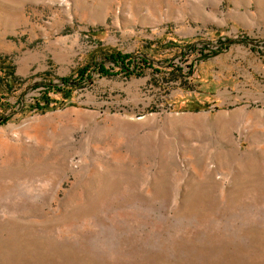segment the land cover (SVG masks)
Here are the masks:
<instances>
[{
  "label": "rangeland",
  "instance_id": "obj_1",
  "mask_svg": "<svg viewBox=\"0 0 264 264\" xmlns=\"http://www.w3.org/2000/svg\"><path fill=\"white\" fill-rule=\"evenodd\" d=\"M0 97V264H264V0H0Z\"/></svg>",
  "mask_w": 264,
  "mask_h": 264
},
{
  "label": "trees",
  "instance_id": "obj_2",
  "mask_svg": "<svg viewBox=\"0 0 264 264\" xmlns=\"http://www.w3.org/2000/svg\"><path fill=\"white\" fill-rule=\"evenodd\" d=\"M99 55H100L101 61L94 63L91 66L90 71H88V69L84 67L77 71V74L74 78H72V76L69 75L66 78L62 79V81L60 82L61 83L60 86H54V85H51L50 83H48L47 85H44L40 98L34 99V104L32 107L38 111H43L49 106V104L57 102L54 99H52L49 96V94H53V95L62 94L64 90H66L67 92H70L72 87L76 85H80L86 80H90L91 72H95L98 75H104L106 71V69L104 68V62L112 64L113 67L117 68L120 72H125L126 76H130L133 74L137 75L141 73L142 69L150 68L148 66L149 64L147 63L145 59H139L140 66L136 67L138 69L134 68L133 70H129L128 67H129V64L131 63L129 56L122 55L115 51H110V52L106 51V52L100 53ZM2 72H4L5 74L7 73L6 75L7 81H5V83L8 85L11 84L14 81L13 74L10 71L5 72L3 70ZM1 101H2V97H0V102ZM6 120H7L6 117H1L0 124L4 123Z\"/></svg>",
  "mask_w": 264,
  "mask_h": 264
}]
</instances>
